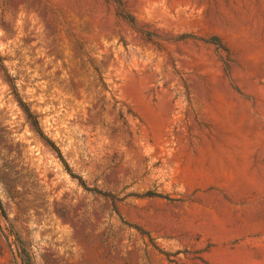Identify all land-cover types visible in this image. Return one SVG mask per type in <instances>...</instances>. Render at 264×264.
<instances>
[{"label":"rangeland","instance_id":"obj_1","mask_svg":"<svg viewBox=\"0 0 264 264\" xmlns=\"http://www.w3.org/2000/svg\"><path fill=\"white\" fill-rule=\"evenodd\" d=\"M0 200V264H264V0H0Z\"/></svg>","mask_w":264,"mask_h":264},{"label":"trees","instance_id":"obj_2","mask_svg":"<svg viewBox=\"0 0 264 264\" xmlns=\"http://www.w3.org/2000/svg\"><path fill=\"white\" fill-rule=\"evenodd\" d=\"M119 15L128 25H130L132 28L136 29L134 26V21L132 20V18H130L129 15H127L124 12H120ZM213 41H214V43H218V40H216V39H214ZM20 105H22V102L20 103ZM29 115L32 117V115L30 113H29ZM34 125L38 127V122L36 120H34ZM0 207H1V200H0Z\"/></svg>","mask_w":264,"mask_h":264}]
</instances>
